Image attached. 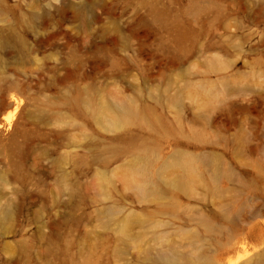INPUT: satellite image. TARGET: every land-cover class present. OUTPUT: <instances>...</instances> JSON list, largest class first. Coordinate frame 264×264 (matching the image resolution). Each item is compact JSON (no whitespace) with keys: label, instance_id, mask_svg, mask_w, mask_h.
I'll list each match as a JSON object with an SVG mask.
<instances>
[{"label":"rangeland","instance_id":"1","mask_svg":"<svg viewBox=\"0 0 264 264\" xmlns=\"http://www.w3.org/2000/svg\"><path fill=\"white\" fill-rule=\"evenodd\" d=\"M9 104L0 264H264V0H0Z\"/></svg>","mask_w":264,"mask_h":264},{"label":"bare ground","instance_id":"2","mask_svg":"<svg viewBox=\"0 0 264 264\" xmlns=\"http://www.w3.org/2000/svg\"><path fill=\"white\" fill-rule=\"evenodd\" d=\"M11 107V109L9 110V108ZM16 106L13 105H7L4 112H3V116H2V125L0 124V127L5 128V130L10 129L11 125H12V121H13V116L14 113L16 111ZM132 112V110L129 107H125L123 109V116L124 115H128ZM176 164L180 169V174L172 181V184L174 186H177L179 188H186L187 186H189L191 184V182L194 179V171L193 168L191 166V164L189 163V161L187 159L181 158V159H177L176 160ZM146 182H148L145 179ZM144 191V189H143Z\"/></svg>","mask_w":264,"mask_h":264}]
</instances>
